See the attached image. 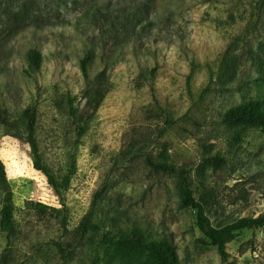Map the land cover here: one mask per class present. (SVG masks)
Returning <instances> with one entry per match:
<instances>
[{
  "label": "rangeland",
  "instance_id": "obj_1",
  "mask_svg": "<svg viewBox=\"0 0 264 264\" xmlns=\"http://www.w3.org/2000/svg\"><path fill=\"white\" fill-rule=\"evenodd\" d=\"M88 52V81L104 73L101 97L85 92ZM255 99L264 103L261 0H0V160L13 200L0 264H144L104 244L136 230L172 244L179 264H264V227L236 233L222 262L182 204L180 178L147 163L184 170L213 227L262 215L264 134L236 137L223 122ZM27 109L55 176L74 156L62 199L32 166Z\"/></svg>",
  "mask_w": 264,
  "mask_h": 264
},
{
  "label": "trees",
  "instance_id": "obj_2",
  "mask_svg": "<svg viewBox=\"0 0 264 264\" xmlns=\"http://www.w3.org/2000/svg\"><path fill=\"white\" fill-rule=\"evenodd\" d=\"M264 4V0H261ZM93 55L88 52L80 61V70L87 81L86 89L87 96H103L106 92L104 86V73L99 72L93 79L89 80L88 70L92 61ZM39 53L35 50L27 52V61L32 71L39 68ZM65 101L68 106L69 116L73 120L77 119V108L74 106V97L65 96ZM25 142L29 145L32 157V166L36 171H39L45 178L48 185L53 189L59 198H63V194L67 191L70 185L71 178L76 169L74 156L70 157L68 171L61 177L55 176L51 170L43 163L38 141L36 138V111L35 109H27L25 111ZM224 124L233 132L234 136L238 137L241 132L246 129L259 130L264 134V103L259 99L249 100L240 103L229 109L223 119ZM85 129L78 128V136H82ZM203 162L208 167L219 166L223 163L220 158H204ZM147 163L152 168H155L164 173L177 175L182 183L181 201L184 206L190 207L195 212V225L199 232L209 241V243L217 249V252L222 262H226L227 253L226 245L233 240L236 233L246 229H256L264 227V213L256 218H242L228 225L221 227H213L205 216L203 206L196 201L192 196L189 187L186 172L182 169H175L167 164H154L147 160ZM0 195L2 196V204L0 208V232L9 239L12 229L13 220V200L12 192L8 189V184L5 176L4 165L0 160ZM46 207L38 204L37 210L45 213ZM107 250L113 257L118 258L122 262L143 260L144 264H179L176 250L167 241L149 240L145 234L139 230L134 232H126L118 235H113L104 240Z\"/></svg>",
  "mask_w": 264,
  "mask_h": 264
}]
</instances>
